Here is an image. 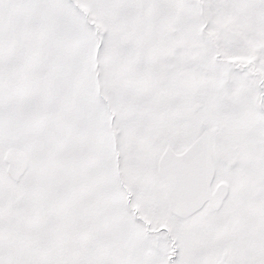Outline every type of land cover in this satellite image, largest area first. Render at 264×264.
Instances as JSON below:
<instances>
[{
    "label": "snow or ice",
    "instance_id": "6c2138e0",
    "mask_svg": "<svg viewBox=\"0 0 264 264\" xmlns=\"http://www.w3.org/2000/svg\"><path fill=\"white\" fill-rule=\"evenodd\" d=\"M0 264H264V0H0Z\"/></svg>",
    "mask_w": 264,
    "mask_h": 264
}]
</instances>
